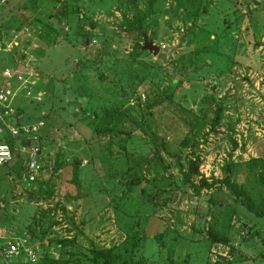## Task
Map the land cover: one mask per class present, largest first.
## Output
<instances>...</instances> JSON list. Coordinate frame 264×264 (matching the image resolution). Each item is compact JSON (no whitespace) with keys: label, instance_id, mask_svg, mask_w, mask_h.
Instances as JSON below:
<instances>
[{"label":"rangeland","instance_id":"rangeland-1","mask_svg":"<svg viewBox=\"0 0 264 264\" xmlns=\"http://www.w3.org/2000/svg\"><path fill=\"white\" fill-rule=\"evenodd\" d=\"M17 63L40 74L42 175L0 166V230L43 252L0 264H264V218L202 185L264 206V0H0Z\"/></svg>","mask_w":264,"mask_h":264},{"label":"built area","instance_id":"built-area-1","mask_svg":"<svg viewBox=\"0 0 264 264\" xmlns=\"http://www.w3.org/2000/svg\"><path fill=\"white\" fill-rule=\"evenodd\" d=\"M40 74L34 66L21 64L4 67L0 72V166L16 158L22 166V178L29 184L35 183L42 174L41 155L43 121L35 124H18L13 120L16 114L15 98L22 95L30 103L41 102L42 92L36 91ZM12 119V120H10ZM3 203L0 201V207ZM43 252V244L32 243L27 235L0 238V263L24 258L36 262Z\"/></svg>","mask_w":264,"mask_h":264},{"label":"trees","instance_id":"trees-1","mask_svg":"<svg viewBox=\"0 0 264 264\" xmlns=\"http://www.w3.org/2000/svg\"><path fill=\"white\" fill-rule=\"evenodd\" d=\"M257 162H258L257 159H250L247 163H248L249 168H251V170L253 171L255 176L258 178V180L264 185V173L262 170H259L257 168V166H256ZM262 163H264V162H262ZM203 183L204 184H202V185L208 186V187H210L211 185L216 184V183H223L227 187V189H229L235 195V197H238V198L241 197L243 205L248 212L252 213L253 215H255L258 218H264V206L260 209H258V207H255L253 205L251 198L245 192V190L241 189L234 181L230 180L229 175L225 176L224 178H222L220 180L219 179H213V181L210 184H208L206 182H203ZM243 224H245V223H242V227L244 228ZM208 235H209V238L214 242L226 243L229 240L226 235L220 234L216 231H209ZM112 249L113 248H110L109 250H105V249L100 250L97 253L102 256L103 261H110L108 255L111 253V255H113V257H112L113 258L112 263H113V261H115V254H113ZM111 250H112V252H111Z\"/></svg>","mask_w":264,"mask_h":264},{"label":"crops","instance_id":"crops-1","mask_svg":"<svg viewBox=\"0 0 264 264\" xmlns=\"http://www.w3.org/2000/svg\"><path fill=\"white\" fill-rule=\"evenodd\" d=\"M4 67H2V69H3ZM1 69V70H2ZM1 72V71H0ZM36 91H39V92H41V90L40 89H38V87H36ZM43 94V93H42ZM43 99V98H42ZM26 100V99H25ZM27 101V100H26ZM42 102V101H41ZM33 103H36V104H38V103H40V102H32V103H30L29 101H27V102H21V103H19L18 105H15L16 106V114L14 115V119L13 120H15L16 121V123L18 122V124H35L36 122H38V121H43L45 124H44V126H43V128H42V130H41V132H42V135H43V132L45 131V129H46V122H45V120H42V119H33L32 117H31V115H30V109H29V107H26V105L28 104L29 106H32L31 104H33ZM10 120H12V119H10ZM12 120V121H13ZM42 159H43V154L41 155V158H40V161H42ZM9 169V168H8ZM42 175V174H41ZM41 175H40V177H41ZM22 181H23V179H22ZM1 202H2V200H0ZM2 207V206H1ZM0 207V208H1ZM1 233H2V231L0 230V238H2V239H6V238H10V237H12V236H10V237H4V236H2L1 235ZM34 243H38V242H34ZM40 244H43L42 242H39ZM46 244H44V246H45Z\"/></svg>","mask_w":264,"mask_h":264},{"label":"water","instance_id":"water-1","mask_svg":"<svg viewBox=\"0 0 264 264\" xmlns=\"http://www.w3.org/2000/svg\"><path fill=\"white\" fill-rule=\"evenodd\" d=\"M145 48L152 52V54L156 56L157 59L161 60L163 64H167L170 61L172 52L176 50V47H170L165 52H162L157 46L152 44H147ZM243 226L244 228L247 227L246 224H243Z\"/></svg>","mask_w":264,"mask_h":264}]
</instances>
